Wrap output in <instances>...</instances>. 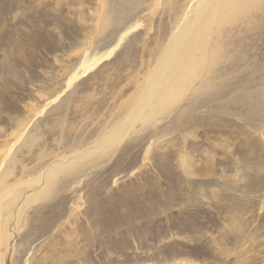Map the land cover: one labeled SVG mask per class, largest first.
Listing matches in <instances>:
<instances>
[{
    "label": "rangeland",
    "instance_id": "374dc122",
    "mask_svg": "<svg viewBox=\"0 0 264 264\" xmlns=\"http://www.w3.org/2000/svg\"><path fill=\"white\" fill-rule=\"evenodd\" d=\"M186 2L0 0V264L14 199L125 117ZM260 6L249 22L213 20L215 86L204 64L117 144L37 191L8 264H264ZM231 82L250 104L229 102Z\"/></svg>",
    "mask_w": 264,
    "mask_h": 264
},
{
    "label": "bare ground",
    "instance_id": "6f19581e",
    "mask_svg": "<svg viewBox=\"0 0 264 264\" xmlns=\"http://www.w3.org/2000/svg\"><path fill=\"white\" fill-rule=\"evenodd\" d=\"M261 4H264V0H187V2L183 4L180 22L177 24L175 22L176 26L173 28V34L171 36L169 35L170 37L164 47L163 55L155 64L154 71L149 73L148 77L140 85V95L138 96L135 105L127 112V114H125V117L117 125L115 124L116 126H113L104 137L97 140L89 147L75 152L74 154L54 157L52 161L43 167L41 173H39L33 181L28 182L27 189L14 199L12 209L7 213L8 217L4 222L5 234L6 236H9V241L6 245L7 250L3 264H8L9 256L14 247L13 239L16 230V223L27 204L34 201L33 198H35L37 191L42 189L53 176L62 171H69L71 170V166L80 163V161L86 159L88 156L92 154L97 155L103 149L110 148L117 144L118 140L125 135V132H127L131 123L137 120L138 117L142 118L154 112L157 106L162 103L164 104L168 98L170 99L174 96V93L178 91L180 87L183 88L187 79L195 76L196 72L197 75L195 78H198L197 76L201 77L198 70L201 68L205 69L204 64L206 66V69L204 70L205 75L204 77L202 76L204 80L203 82H206V84L204 83V87L212 88L215 86L218 80L216 79L215 82L213 81V78H209V73L214 66V54L219 51L223 52V50L217 40H209V30L213 20L220 18L224 22L234 15H239L242 16L241 18H245L249 22L251 19L250 13L252 11H259L257 8H259ZM232 22H236V19L235 21H230L228 23L230 24ZM241 22L243 23V21ZM227 58L228 57L224 58L222 63L224 61V63H226L228 61ZM222 69V73L226 75L224 67ZM202 78L199 79V84L201 83ZM220 78L221 77H219V79ZM199 84L193 88L198 89L201 87V84ZM231 85L232 82L228 87L225 85L229 88L228 92L232 89L231 92H229V95H231V101L229 102H234L233 104L238 105L239 107H243L245 104L247 105L249 102L245 103V100H243V98H246V93L244 96L243 94L241 95L237 88H234L235 92L232 93L233 88H231ZM223 94L221 93L220 95ZM213 96H215V93ZM213 100H216V98ZM247 101H249V99ZM222 108H224V106Z\"/></svg>",
    "mask_w": 264,
    "mask_h": 264
}]
</instances>
